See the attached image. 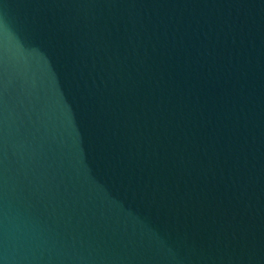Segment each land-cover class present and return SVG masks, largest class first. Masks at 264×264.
<instances>
[{
  "label": "water",
  "instance_id": "obj_1",
  "mask_svg": "<svg viewBox=\"0 0 264 264\" xmlns=\"http://www.w3.org/2000/svg\"><path fill=\"white\" fill-rule=\"evenodd\" d=\"M0 264H264V0H0Z\"/></svg>",
  "mask_w": 264,
  "mask_h": 264
}]
</instances>
